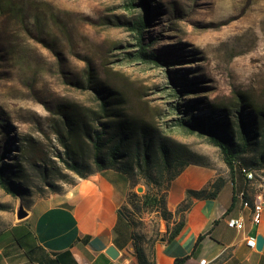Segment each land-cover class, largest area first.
I'll list each match as a JSON object with an SVG mask.
<instances>
[{
  "label": "rangeland",
  "instance_id": "374dc122",
  "mask_svg": "<svg viewBox=\"0 0 264 264\" xmlns=\"http://www.w3.org/2000/svg\"><path fill=\"white\" fill-rule=\"evenodd\" d=\"M128 1L0 0V231L16 221L19 205L27 209L78 178L62 164L57 130L65 106L95 108L89 69L92 84L115 91L131 117L228 176L217 147L169 124L181 116L173 106L186 101L197 112L233 111L240 102L264 108V0H134L131 9ZM145 14L143 42L170 66L124 55L138 49L130 27ZM176 83L193 91L175 92ZM253 172L251 186L261 191L264 167ZM144 190L139 184L131 193ZM126 202L122 208L134 211ZM130 217L137 233L154 237L156 215Z\"/></svg>",
  "mask_w": 264,
  "mask_h": 264
},
{
  "label": "trees",
  "instance_id": "16d2710c",
  "mask_svg": "<svg viewBox=\"0 0 264 264\" xmlns=\"http://www.w3.org/2000/svg\"><path fill=\"white\" fill-rule=\"evenodd\" d=\"M134 5V0L128 1L129 9ZM149 22L145 14L131 23L130 30L135 34L138 49L124 55L128 60L170 66V61L158 58L149 50L150 45L143 42L142 32ZM90 72L89 69L88 84L98 92L95 108L79 111L70 105L60 110L62 119L57 134L64 148L62 164L78 178L108 169L125 175L130 184L126 199L134 210L122 208V214L133 229L131 251L137 264H155L151 257L153 244L161 237L167 242L174 239L184 224V214L193 202L215 198L225 181L217 176L200 189H187L175 211H169L166 206L168 188L184 168L189 165L212 167L188 146L171 141L156 126L131 117L123 107L124 100L115 91L110 88L104 91L100 85L92 84ZM175 86V92L193 91L192 88L179 89V83ZM233 106L236 107L233 111L215 107L210 111L197 112L195 104L190 101L174 105L173 109L180 111L181 116L173 119L169 128L176 127L186 134L198 133L206 137L209 144L219 149L228 169V178L232 180L237 174L245 180L244 168L255 171L264 167V108L243 102ZM247 154H252V157H246ZM3 177V170L0 169L1 185L2 180L5 181ZM77 179L69 182L70 185ZM139 184L145 187L144 192L141 195L131 193L132 188ZM50 188L51 192L63 191ZM13 190L20 191L19 188ZM135 211L157 216L154 237L147 238L134 230L130 214ZM161 221L165 224L163 232L160 230ZM186 258H177L173 264H182Z\"/></svg>",
  "mask_w": 264,
  "mask_h": 264
},
{
  "label": "crops",
  "instance_id": "0c3cea01",
  "mask_svg": "<svg viewBox=\"0 0 264 264\" xmlns=\"http://www.w3.org/2000/svg\"><path fill=\"white\" fill-rule=\"evenodd\" d=\"M217 176L225 181L218 195L194 201L174 239L153 244L155 264L182 257H187L182 264L201 259L204 264H264V205L259 223H253L236 193L245 191L252 204L257 190L242 176L230 180L225 172L189 165L171 182L167 209L174 212L187 189H200ZM129 190L125 175L108 169L35 199L25 218L0 232V264H137L130 247L133 229L122 214ZM230 217L241 218L243 228L228 227ZM257 236L263 238L260 250L246 244L247 237ZM110 248L114 257L107 253Z\"/></svg>",
  "mask_w": 264,
  "mask_h": 264
},
{
  "label": "built area",
  "instance_id": "2783aa9c",
  "mask_svg": "<svg viewBox=\"0 0 264 264\" xmlns=\"http://www.w3.org/2000/svg\"><path fill=\"white\" fill-rule=\"evenodd\" d=\"M244 175H252V179L256 180L255 174L253 171L243 169ZM236 196L241 200V190L237 191ZM264 205V188L261 191H257L255 193L254 200L252 204L249 206L250 210V218L253 223H259L261 219V211ZM226 224L228 227L236 228L237 230H241L243 228V221L239 217H230L226 220ZM246 244L250 248L256 247V238L247 237ZM200 262H205V259H201Z\"/></svg>",
  "mask_w": 264,
  "mask_h": 264
},
{
  "label": "water",
  "instance_id": "95a60500",
  "mask_svg": "<svg viewBox=\"0 0 264 264\" xmlns=\"http://www.w3.org/2000/svg\"><path fill=\"white\" fill-rule=\"evenodd\" d=\"M190 135H196V136H198V137H201V138H203L204 140H206L207 143H209V142H208V139H207L206 137H204V136H202V135H200V134H198V133L190 134ZM139 190H141V188H139ZM27 214H28L27 210L24 209V208L22 207V205H19L18 208H17V210H16V220H21V219L25 218V217L27 216ZM163 240H164V238L161 237V241H163ZM262 245H263V238H262L261 236H257V237H256V248H257L258 250H260L261 247H262ZM107 253H108L110 256H112V257H114L115 254H116V253L114 252V249H113V248L108 249V250H107Z\"/></svg>",
  "mask_w": 264,
  "mask_h": 264
},
{
  "label": "bare ground",
  "instance_id": "6f19581e",
  "mask_svg": "<svg viewBox=\"0 0 264 264\" xmlns=\"http://www.w3.org/2000/svg\"><path fill=\"white\" fill-rule=\"evenodd\" d=\"M245 169V168H244ZM245 180L247 182V185L251 186L254 179H252V175H245ZM246 192L241 191V200H242V206L243 207H249L251 204L245 199ZM205 262H200V264H204Z\"/></svg>",
  "mask_w": 264,
  "mask_h": 264
}]
</instances>
